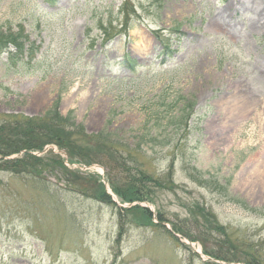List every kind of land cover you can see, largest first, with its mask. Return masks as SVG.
Wrapping results in <instances>:
<instances>
[{
    "label": "rangeland",
    "instance_id": "1",
    "mask_svg": "<svg viewBox=\"0 0 264 264\" xmlns=\"http://www.w3.org/2000/svg\"><path fill=\"white\" fill-rule=\"evenodd\" d=\"M6 22H23L39 50L16 66L0 55V121L59 101L88 133L110 131L115 143L147 149L151 169L174 171L151 201L117 196L119 207L149 208L146 218L76 191L60 171L0 170V264H264V0H0ZM162 36L174 63L161 69ZM127 52L144 72L122 80ZM165 102L173 114L195 104L189 126L170 145L142 143L147 126L166 134L155 123ZM74 161L65 159L109 190L106 163L117 161Z\"/></svg>",
    "mask_w": 264,
    "mask_h": 264
},
{
    "label": "trees",
    "instance_id": "2",
    "mask_svg": "<svg viewBox=\"0 0 264 264\" xmlns=\"http://www.w3.org/2000/svg\"><path fill=\"white\" fill-rule=\"evenodd\" d=\"M50 6H55L58 0H43ZM123 9L118 12H124ZM122 7V6H121ZM119 6V8H121ZM128 14V12H127ZM126 27V26H125ZM124 28H121L122 31ZM130 24L128 25V28ZM168 37L162 36L163 48L160 51V62L162 67L170 64L172 66L174 50L171 48ZM167 39V40H166ZM39 50V44L31 38L30 32L26 30L23 22L13 24L6 22L0 25V55L4 52L8 54L7 64L12 63L16 66L18 60L32 61L36 57ZM121 64L127 67L133 78L137 72L143 73L142 64L128 52L121 59ZM169 68V67H168ZM129 77V79H131ZM164 110H159L161 121L156 124L166 123V134H160L152 131L153 127H148L144 134L138 136L142 143L148 140L153 143L152 147L163 143L166 139L167 144H171L175 135L182 127H188V118L193 112L194 105L186 103L183 110L178 114H173V106L170 102L163 103ZM164 113L163 115L161 113ZM0 121V170H8L15 173H28L33 176L43 178L47 172L60 171L66 179L67 186L76 191L96 198L105 203L118 206L113 196L107 190L102 176L97 172H83L80 168H71L65 163V157L56 153L52 148L41 154L35 151H42L47 144L57 145L58 148L66 150L70 154L69 161L80 160V163L91 164L98 156L108 161H117L119 163H106L108 167L107 180L114 193L123 202H134L136 200L146 201L152 200L150 192L153 187H163L164 185L173 183L174 164H171L165 171L162 169H151L148 166V155L145 153L147 149L136 145L131 149L127 145L115 143L112 133L102 130L98 133H88L82 123L76 121L74 111L70 110L64 114L59 110V101H55L53 105L44 113L39 115H27L25 113H3ZM164 120V121H163ZM170 130L168 131V129ZM150 131V132H149ZM150 133V134H149ZM152 145V144H151ZM134 150V151H133ZM14 153H19L15 157H7ZM55 155V156H54ZM116 172L115 175L113 172ZM121 174V183L116 182L115 176ZM91 181L95 188L90 187L88 182ZM86 183L79 186L76 183ZM153 186V187H152ZM119 211H133L137 209L142 211L143 217L150 218L152 211L149 208H142L139 205L130 207H119ZM159 219L164 217L159 214ZM149 222L153 223L152 220ZM158 224V223H153ZM217 229H221L227 234V230L223 226L216 224ZM233 248L237 246L232 243ZM210 255L215 258L228 259L221 254H214L209 251ZM211 264H222L215 261L207 260ZM249 264H261L258 261L247 260Z\"/></svg>",
    "mask_w": 264,
    "mask_h": 264
},
{
    "label": "water",
    "instance_id": "3",
    "mask_svg": "<svg viewBox=\"0 0 264 264\" xmlns=\"http://www.w3.org/2000/svg\"><path fill=\"white\" fill-rule=\"evenodd\" d=\"M147 205V204H146Z\"/></svg>",
    "mask_w": 264,
    "mask_h": 264
}]
</instances>
